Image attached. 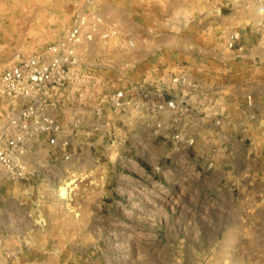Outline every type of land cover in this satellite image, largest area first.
<instances>
[{
  "label": "rangeland",
  "instance_id": "374dc122",
  "mask_svg": "<svg viewBox=\"0 0 264 264\" xmlns=\"http://www.w3.org/2000/svg\"><path fill=\"white\" fill-rule=\"evenodd\" d=\"M239 9H246L241 0H0V75L16 55L44 53L47 59L46 48L62 39L78 14L91 34L77 45V63L68 67L63 84L47 87L42 96L60 120L69 158L72 151L80 158V171L51 193L34 189L31 199L42 210L32 220L40 226L32 240L18 245L19 252L1 251L0 264H264V223L253 225L262 214L264 222V125L253 126V159L260 162L253 181L243 180L239 195L224 196L217 191L223 183L207 182L199 167H189L195 155L175 166L168 150L157 149L165 138L161 130L153 129L157 138L141 140L135 120L118 118L126 110L129 119L144 113L168 121L166 116L134 105L119 111L107 101L120 90L134 96L140 88L179 93L193 99L192 119L181 129L199 119L221 123L223 113L217 111L233 110L222 100L221 90L231 81L219 76V63L249 59L250 53L253 61L264 62V34L251 32L244 18L236 25L244 43L238 29L223 31L244 13ZM232 32L239 38L229 47ZM175 76L184 82L176 85ZM28 101L0 98V126ZM164 130L171 138L173 131ZM196 132L201 152L206 132ZM119 137L124 142L118 144ZM208 138L217 143L220 135L215 131ZM215 155L225 159L222 149ZM172 166L176 170L169 175L165 171ZM90 167L98 169L94 192ZM28 171L26 176L29 166ZM57 215L63 220L52 219Z\"/></svg>",
  "mask_w": 264,
  "mask_h": 264
},
{
  "label": "crops",
  "instance_id": "0c3cea01",
  "mask_svg": "<svg viewBox=\"0 0 264 264\" xmlns=\"http://www.w3.org/2000/svg\"><path fill=\"white\" fill-rule=\"evenodd\" d=\"M241 3L246 5L245 10L239 9L244 13L239 12L240 15L235 16L234 22H231L230 26L224 28L223 31L226 32L229 28L238 29L240 32L239 42L244 43L243 29L236 26L237 20H239L238 18H244L246 22L250 23V31L262 36L264 34V0H241ZM256 7H258L257 10H255ZM250 56L252 58H242L234 63H219L218 68H221L219 76L226 78V81H231V84L229 82L221 90L222 100L227 102L233 110V112H230L227 109L228 111L225 112V107H222L221 111H217L223 113L222 117L219 118L221 123H218V125H215L214 122L202 123L199 119L194 127L192 124L182 127L188 135L194 138V144L190 147L177 146L166 130L162 129L160 131L165 138L160 141L159 144L162 145L157 149L165 148L168 150L171 158H175V166L181 159L188 161L195 155V159L190 161L189 167H192V169L199 167L198 173L202 174L201 178L207 182L217 181L218 185L223 183L217 191H220V194L224 196H233L235 193L239 195L241 182L243 180L252 182L253 169L258 167V163L260 164L258 159H253V146H256L253 129L264 125V62L262 60L259 63L256 60L253 61V53H250ZM210 73L214 74L213 71ZM247 96L252 97L254 103L248 105ZM211 99L214 100L215 96L209 98V102ZM229 100H232V103H229ZM191 103H193V99L190 101ZM129 113V110L119 113L118 118L123 123L135 120L139 139L145 140L148 136L157 138L153 133V129H155L153 124L157 120L154 115L146 116L144 113H139L138 115H131L132 117L129 119ZM208 114L206 112L202 119L206 118ZM124 117L125 119H123ZM217 118L218 115H215V119ZM57 121L60 123L58 117ZM75 126L77 127V124ZM200 127H203L206 132L201 152L198 151L200 143L196 132ZM215 131L220 135V140L217 143L211 142V139L208 138ZM62 137L65 138L63 133ZM28 138L29 147L23 159L30 167L31 173L23 179H12L0 175V252L8 251L11 248L19 252L23 247L18 245L29 242V239L32 240L37 232L40 225L32 220V216L36 210H42V208L39 200L33 201L31 199L34 189L38 191L42 188L51 193L58 182L66 180L80 171L81 160L80 158L77 159L76 156L73 157L75 152L72 151V154L69 152L70 158L64 159L66 151L49 144L46 134H33ZM122 140L123 138L119 137L117 143L124 142ZM210 146L214 149L211 152L209 150ZM68 149H70L69 146ZM217 149H222L225 159L221 160L215 155ZM141 150L146 151L147 144ZM140 157L144 159L143 155ZM210 160L213 161L214 166L212 169H207L206 164ZM175 166L165 172L173 175V170H176ZM97 173V167H90L88 178L91 182L89 188L93 190L92 192L97 189ZM250 187L252 188V186ZM226 205H228L227 200L225 201ZM255 212H257V209ZM260 212L264 213V210ZM21 214L26 217L25 220L20 219ZM262 215L261 217L256 216L253 225L264 223ZM63 218L64 216L57 215L52 219L63 220ZM9 244L14 246L10 247Z\"/></svg>",
  "mask_w": 264,
  "mask_h": 264
},
{
  "label": "built area",
  "instance_id": "2783aa9c",
  "mask_svg": "<svg viewBox=\"0 0 264 264\" xmlns=\"http://www.w3.org/2000/svg\"><path fill=\"white\" fill-rule=\"evenodd\" d=\"M85 22L83 15H76L62 39L46 48L47 59L44 53L16 55L14 63L0 75V98L10 100L29 98L18 111H10L7 125L0 126V174L12 179L26 177L29 171L23 157L29 147L28 137L33 134H46L49 144L66 151L68 140L62 137V127L50 115L42 96L46 93L47 87H60L65 80L68 67L77 63V45L82 39L91 38ZM113 34L114 30L106 31L101 34V38L107 39ZM238 38V33L232 32L229 35L228 46H236ZM129 44L133 43L129 41ZM184 80L182 76L173 78L176 85L182 84ZM107 101L119 111L134 105L141 111L157 114L159 117L164 115L169 120L158 118L153 124L156 130H172L171 138L178 145L190 147L194 144V138L181 129L182 125L192 119L190 99L185 95L140 88L137 96L120 90L110 94ZM247 101L251 103L250 96H247ZM63 158L68 159L69 154L66 152ZM212 165L211 161L208 162L207 168ZM68 186L67 184L66 192L69 191Z\"/></svg>",
  "mask_w": 264,
  "mask_h": 264
},
{
  "label": "bare ground",
  "instance_id": "6f19581e",
  "mask_svg": "<svg viewBox=\"0 0 264 264\" xmlns=\"http://www.w3.org/2000/svg\"><path fill=\"white\" fill-rule=\"evenodd\" d=\"M62 192H63V193L65 192V188H62Z\"/></svg>",
  "mask_w": 264,
  "mask_h": 264
}]
</instances>
